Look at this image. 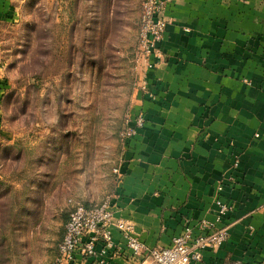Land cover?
Instances as JSON below:
<instances>
[{
	"label": "crops",
	"instance_id": "0c3cea01",
	"mask_svg": "<svg viewBox=\"0 0 264 264\" xmlns=\"http://www.w3.org/2000/svg\"><path fill=\"white\" fill-rule=\"evenodd\" d=\"M0 0V157L16 139L4 126L9 41L30 38L22 8ZM163 58L138 90L112 192L115 219L150 247L167 245L185 221L215 220L218 198L232 205L228 239L197 264L264 261V0H168ZM22 26V27H21ZM21 27V28H20ZM22 32V34H21ZM0 170V183L3 181ZM98 204V203H97ZM95 205V204H93ZM117 244L123 242L116 225ZM114 264H125L116 258Z\"/></svg>",
	"mask_w": 264,
	"mask_h": 264
},
{
	"label": "rangeland",
	"instance_id": "374dc122",
	"mask_svg": "<svg viewBox=\"0 0 264 264\" xmlns=\"http://www.w3.org/2000/svg\"><path fill=\"white\" fill-rule=\"evenodd\" d=\"M143 2L31 0L22 8L30 38L9 41L3 102L16 148L0 157V264H53L72 208L111 196L143 85Z\"/></svg>",
	"mask_w": 264,
	"mask_h": 264
},
{
	"label": "built area",
	"instance_id": "2783aa9c",
	"mask_svg": "<svg viewBox=\"0 0 264 264\" xmlns=\"http://www.w3.org/2000/svg\"><path fill=\"white\" fill-rule=\"evenodd\" d=\"M168 0H144L140 25V46L145 62L141 90L148 91L147 74L163 58L159 46L164 39L168 17L165 8ZM144 117L140 113L124 133V140L134 136L143 126ZM119 176V169H116ZM215 220L202 219L196 224L186 219L183 230L174 235L165 246L150 247L137 236L134 225L125 219H115L114 197L101 203L86 206L76 204L69 213L64 235L58 244L53 264H114L123 258L125 264H197L206 249H215L229 237V225L224 219L232 205L218 198ZM116 225L123 242L117 244L111 228ZM233 264H251L237 260ZM260 264H264L262 261Z\"/></svg>",
	"mask_w": 264,
	"mask_h": 264
},
{
	"label": "trees",
	"instance_id": "16d2710c",
	"mask_svg": "<svg viewBox=\"0 0 264 264\" xmlns=\"http://www.w3.org/2000/svg\"><path fill=\"white\" fill-rule=\"evenodd\" d=\"M86 206H90V205H86ZM69 218V217H68Z\"/></svg>",
	"mask_w": 264,
	"mask_h": 264
}]
</instances>
